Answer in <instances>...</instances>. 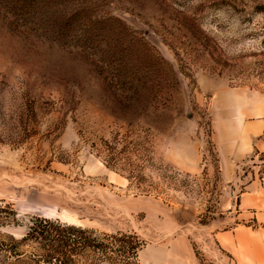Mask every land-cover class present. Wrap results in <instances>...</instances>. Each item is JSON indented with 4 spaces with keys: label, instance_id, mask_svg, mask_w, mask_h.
Instances as JSON below:
<instances>
[{
    "label": "rangeland",
    "instance_id": "rangeland-1",
    "mask_svg": "<svg viewBox=\"0 0 264 264\" xmlns=\"http://www.w3.org/2000/svg\"><path fill=\"white\" fill-rule=\"evenodd\" d=\"M239 97L264 104V0H0L1 239L39 216L134 234L138 264H256L210 139Z\"/></svg>",
    "mask_w": 264,
    "mask_h": 264
},
{
    "label": "crops",
    "instance_id": "crops-1",
    "mask_svg": "<svg viewBox=\"0 0 264 264\" xmlns=\"http://www.w3.org/2000/svg\"><path fill=\"white\" fill-rule=\"evenodd\" d=\"M219 105V125L210 139L216 145L220 179L230 181V205L235 197L236 216L258 225L256 233L251 231L259 246L255 263L264 264V161L242 170L248 158L264 154V104L259 98L239 97Z\"/></svg>",
    "mask_w": 264,
    "mask_h": 264
},
{
    "label": "trees",
    "instance_id": "trees-1",
    "mask_svg": "<svg viewBox=\"0 0 264 264\" xmlns=\"http://www.w3.org/2000/svg\"><path fill=\"white\" fill-rule=\"evenodd\" d=\"M113 87L114 91H122L119 95L123 102L131 98L130 95L123 96V93L133 88V83H120ZM103 161L107 167L119 171L114 163H109L104 158ZM125 177L131 178L130 175ZM1 209L7 210L9 216H15L10 204ZM3 222L0 217V226ZM28 243L33 246L29 255L44 264H138V252L143 245L142 240L134 234L97 233L58 219L35 216L20 239L12 235H7L4 239L0 237V251L17 257L25 253L19 248Z\"/></svg>",
    "mask_w": 264,
    "mask_h": 264
}]
</instances>
